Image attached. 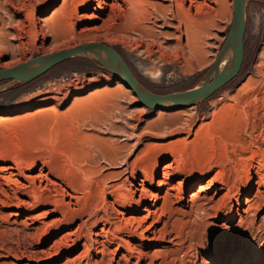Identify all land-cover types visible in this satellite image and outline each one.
Listing matches in <instances>:
<instances>
[{
    "label": "bare ground",
    "instance_id": "bare-ground-1",
    "mask_svg": "<svg viewBox=\"0 0 264 264\" xmlns=\"http://www.w3.org/2000/svg\"><path fill=\"white\" fill-rule=\"evenodd\" d=\"M59 1L0 0V57L11 51L15 59L17 52L33 46L40 36H51L53 45L66 44L59 50L104 43L99 38L106 37L110 41L136 42L149 56L185 66L198 58L205 26L225 10V0H62L57 5ZM42 6L48 8L39 15ZM54 6L52 16L47 17ZM83 23L87 24L81 26ZM260 114L247 126L245 138L238 141L241 144H236L233 154L226 150L212 166L204 162L178 164L176 160L161 165L160 156L150 155L129 164L122 160L120 151L130 145L85 134L93 143L88 147L83 172L96 181L93 200L85 204L77 187H64L58 170L47 161L38 167L36 157L24 162L21 153L0 151V157L3 153L8 156L4 162L0 158V264L39 261L37 234L64 223L67 216L74 214L82 218L79 228L43 248V260L60 255L65 241L74 237L72 241L83 251L57 264H180L179 256L186 250L193 252L194 244L199 245L195 235L185 233L188 223L196 226L204 220L209 225L223 214L248 217L251 212H264V111ZM6 119L0 117V121ZM191 129L184 132L190 134ZM186 137L179 141L188 143ZM152 145L143 151L145 155L154 148ZM37 184H46L57 193L56 209L50 211L55 216L48 222H39L37 213L29 209L39 196ZM99 224L94 232L92 227ZM199 261L206 263L204 257Z\"/></svg>",
    "mask_w": 264,
    "mask_h": 264
},
{
    "label": "rangeland",
    "instance_id": "rangeland-1",
    "mask_svg": "<svg viewBox=\"0 0 264 264\" xmlns=\"http://www.w3.org/2000/svg\"><path fill=\"white\" fill-rule=\"evenodd\" d=\"M58 4H62V0ZM47 8L40 7L39 15ZM53 8L55 6L47 17L52 16ZM233 10L234 0H225L223 13L206 25L201 33L198 58L185 66L181 62L170 64L168 60H159L157 55L149 56L137 47L136 42L127 39L122 42L101 37L99 41L117 49L136 78L149 90L159 94L186 91L204 83L229 33ZM84 24L87 23L81 26ZM247 24V51L242 71L237 78L194 107L173 111L148 108L120 79L105 72L96 61L83 57L68 59L33 81L0 91V117L7 118L0 121V151L21 153L24 162L36 157L38 167L47 161L58 170L59 176L64 177H60L64 187L69 184L77 187L83 204L93 200L92 187L96 184L95 177L83 172L88 162V147L93 143L92 138L85 134L130 145L120 151L122 160L126 159L129 164L150 155L160 156L163 160L161 165L173 160L178 164L204 162L205 166L214 165L226 150L233 154L236 144L237 147L241 144L238 141L245 138L247 126L264 111V0H249ZM57 45L52 44L51 36L45 39L40 36L33 46L17 52L15 59L11 51L2 55L0 68L12 67L66 46ZM2 84L4 82H0ZM189 126L192 129L187 134L184 131ZM199 128L202 129L201 134L195 137ZM184 137L188 138V143L179 141ZM151 145L154 148L145 155L143 151ZM17 147L19 149L15 150ZM5 155L3 153L0 157L3 162L8 160ZM45 185L37 184L39 196L29 207L37 213L39 222L50 221L55 216L50 211L56 209L57 204L56 191ZM45 212H49L47 216ZM74 215L67 216L64 223L37 234L35 247L39 261L34 264H57L60 259L74 258L83 251V247L73 242L74 237H71L65 241L66 246L61 249L64 251L59 257L42 259L45 258L41 252L43 248L79 228L82 218ZM203 221L196 223L200 227L191 223L184 227L185 233L196 236L199 245L194 244L193 252L186 250L181 254L180 264H264V212H251L248 217L223 214L219 219L211 220L209 225L205 224L208 221ZM99 226L92 227L93 231L96 232ZM27 241H23V246H27ZM187 246L185 243L184 248ZM200 256L206 263L199 261ZM24 261L28 262L27 259Z\"/></svg>",
    "mask_w": 264,
    "mask_h": 264
},
{
    "label": "water",
    "instance_id": "water-1",
    "mask_svg": "<svg viewBox=\"0 0 264 264\" xmlns=\"http://www.w3.org/2000/svg\"><path fill=\"white\" fill-rule=\"evenodd\" d=\"M248 3L249 0H234L233 21L218 57L208 70L204 83L189 90L169 94L153 92L137 80L122 55L114 48L104 43L90 42L40 55L12 67L0 68V82H4L0 85V91L33 81L68 59L83 57L96 61L104 70L121 78L148 108L173 111L198 104L237 78L242 70L246 54ZM223 61H226L225 65L219 71Z\"/></svg>",
    "mask_w": 264,
    "mask_h": 264
},
{
    "label": "trees",
    "instance_id": "trees-1",
    "mask_svg": "<svg viewBox=\"0 0 264 264\" xmlns=\"http://www.w3.org/2000/svg\"><path fill=\"white\" fill-rule=\"evenodd\" d=\"M247 37V36H246ZM246 37H245V50L247 51V39H246ZM243 69V68H242ZM242 71V70H241ZM105 72H106V70H105ZM108 73V72H107ZM108 74H110L112 77H114V78H116L113 74H111V73H108Z\"/></svg>",
    "mask_w": 264,
    "mask_h": 264
}]
</instances>
